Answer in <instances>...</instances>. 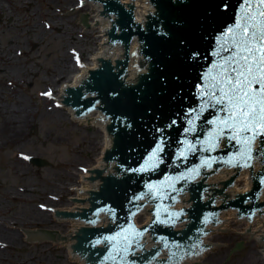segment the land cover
<instances>
[{
    "label": "water",
    "instance_id": "1",
    "mask_svg": "<svg viewBox=\"0 0 264 264\" xmlns=\"http://www.w3.org/2000/svg\"><path fill=\"white\" fill-rule=\"evenodd\" d=\"M73 2L76 6V0ZM104 2L116 11L109 14L103 8ZM152 2L156 7L154 14L150 0L91 1L92 17H88V25L89 29H95L98 44L92 46H98L101 56L94 58V67L82 72L75 87L61 88L59 94L54 96L55 100L61 102L58 111L66 109V120L101 126L105 147L97 159L98 167L88 168V172L82 173L76 182L81 183V190L70 189L72 198H67L69 209H56L54 214L48 212L49 217L70 223L72 232L53 231L54 241L49 242L37 235L38 230L18 229L24 243L42 241L56 248L57 243H61V248H67L66 260L81 264H102L98 259H103L105 255L106 259H112L118 251L110 248L111 245L106 246V237L115 236L119 240L121 234H125L131 239L133 232L125 233L124 230L130 226L129 221L135 212L139 194L152 185L151 191L156 200L153 210L155 219L150 228L160 239L157 243L149 236L140 240L142 243L137 244L138 249L134 247V255H121L122 261L118 264H197V260H202V251H214V245L218 244L202 241V237L229 232L228 226L240 228L242 234L244 226L237 223L240 220L236 207L250 210L251 207L261 206L262 213L264 212V190L259 199L260 205H242L246 199L255 198L264 181L263 176L253 186L250 180V175L255 174L260 169L259 166H255L252 172L222 169L204 174L200 171L196 177L200 179L193 183L191 193L184 195L181 198L183 202L179 205L188 211L192 222L181 234L179 231L185 225H179L175 231L168 226V221L180 215L179 212L168 209L175 200V184L191 181L196 175H189L192 169L198 170L201 165H210L215 158L226 163L230 157L238 156L240 145L226 137L224 151L211 156L205 154L206 150H201L208 149L207 136L214 127L208 121L219 115L213 109H206L194 121V131L185 132V129L189 127L191 110L201 107L198 85L202 83V74L216 59L211 54L217 46L216 37L227 25L232 24L240 0ZM223 5H227L226 10H223ZM87 8L76 11L78 18L88 12ZM147 15V29L143 30L140 27L145 26ZM117 16L119 20L116 19ZM78 18H72V23H79ZM112 21L120 24L115 31L117 35L113 32L115 27ZM83 23L86 24L85 17ZM81 29L86 28L81 26ZM163 32L168 35H160ZM177 35L185 37V47H176ZM132 36L139 37L143 43L141 50L150 61L148 73V64L139 53L136 39L129 46L121 43L114 45L111 42L114 39L128 43ZM193 50L200 55L190 61L188 56ZM95 91L102 99L103 111L117 123L103 122L101 110L84 118L75 116L79 111H75L72 105L84 109L91 107L93 100L83 101L81 97L89 98L91 92ZM114 136L116 148L111 151ZM258 139L264 141V137ZM185 141L192 144L194 150H186ZM157 145H160V151L149 165V157L156 151ZM182 151L186 159L180 156ZM107 158H116L121 167H126L134 175L115 179L116 170ZM205 160L209 163L204 164ZM31 161L39 167L46 165L45 161L38 158H32ZM244 163L245 161H240L238 165ZM246 163L249 164V161ZM203 187H206L204 198L201 197ZM246 192L249 193L242 195ZM102 207H108L110 212L116 213L117 220L120 224H125L126 228L92 229L93 227L85 226L83 222L73 218L84 211H99ZM216 208L221 211L215 220L217 224L206 225L210 212ZM204 212H207L206 222L201 217ZM161 214L164 215L160 216ZM142 220L143 224L148 223L151 221V214L144 212ZM256 222L259 225H254V230L257 231L253 233L254 240L263 248L261 251L264 254V215L256 217L254 223ZM100 224L105 226V221ZM86 229H91L87 231L90 237L86 235ZM39 235L41 236L40 233ZM100 239L105 240V248L91 246L92 242L97 243ZM121 242L122 247L127 243L124 240ZM176 244L178 245L175 246ZM242 247L241 242L237 243L233 252ZM163 248H168V252H163ZM157 250L161 253L154 256V251ZM147 251L151 253L147 254ZM198 252L200 254L196 255ZM170 254L174 261L166 263Z\"/></svg>",
    "mask_w": 264,
    "mask_h": 264
},
{
    "label": "rangeland",
    "instance_id": "2",
    "mask_svg": "<svg viewBox=\"0 0 264 264\" xmlns=\"http://www.w3.org/2000/svg\"><path fill=\"white\" fill-rule=\"evenodd\" d=\"M14 2L15 9L4 7L5 22L0 26V124L11 113L30 122L13 140L0 136V264H72L59 247L42 241L24 243L19 230L50 228V218L44 224H30L29 219L38 218L37 212L48 213L42 205L62 206L64 199L52 183L69 187L76 179L74 173L92 162L89 155L75 154L80 139H90L86 128L66 120V115L56 117L52 111L58 108L41 92L48 88L55 92L62 83L53 79L65 61L74 64L70 49L87 61L95 34L81 29V23H72V18H78L71 10L73 0ZM8 13L14 18L10 23ZM18 49L20 55L15 57ZM9 54L14 61L5 64ZM28 157L40 158L46 165L38 167ZM229 230L212 237V243L218 244L207 251L201 264H262L258 244L246 240L240 228L229 226ZM239 242L243 247L233 252Z\"/></svg>",
    "mask_w": 264,
    "mask_h": 264
},
{
    "label": "snow or ice",
    "instance_id": "3",
    "mask_svg": "<svg viewBox=\"0 0 264 264\" xmlns=\"http://www.w3.org/2000/svg\"><path fill=\"white\" fill-rule=\"evenodd\" d=\"M222 8L226 10L227 5ZM160 35L167 36L168 33ZM175 42L178 49L185 47L187 43L183 35H177ZM216 45L211 53L216 59L202 74V83L198 85L201 107L191 110L189 127L185 132L194 131V121L206 109H213L219 115L208 121L214 125L207 136L208 149L214 150L216 141L221 137L235 141L240 145L238 156L230 157L226 163L235 166L240 161H245L241 166L248 167L250 165L246 161L252 158L253 142L258 137H264V0H240L232 24L218 34ZM199 55L198 51L193 50L188 60H195ZM185 149L194 150L187 141ZM159 151L160 145H157L156 151L149 157V165ZM180 156L187 158L183 151ZM203 163L209 162L205 160ZM193 174H198V170L192 169L189 175ZM152 187L149 185V190ZM124 231L135 232L131 226ZM106 239L112 241L117 240V237ZM120 239L127 242L123 248L126 253L131 240L125 234H121ZM115 248L114 245V250ZM111 258L115 259L114 256Z\"/></svg>",
    "mask_w": 264,
    "mask_h": 264
},
{
    "label": "bare ground",
    "instance_id": "4",
    "mask_svg": "<svg viewBox=\"0 0 264 264\" xmlns=\"http://www.w3.org/2000/svg\"><path fill=\"white\" fill-rule=\"evenodd\" d=\"M74 10L76 9L74 8ZM59 25L63 27L62 24H59ZM87 31H90L91 33L95 34V41H96V44H98L95 29H90ZM87 52H89V50H87ZM88 55L89 56L87 58V61L84 62L83 66L79 68H76L74 64H73L74 65L73 67L71 63H69L68 61H65L67 64L65 63V66H63V68L60 69V72L57 73L53 79V82H56V83L62 82L55 90V93H54L55 95L59 94V91L61 88L75 87L82 72L94 67V58L101 56L98 46H95L93 50H91L88 53ZM7 60H12V57H8ZM60 111H58V109H54L52 112L54 115H56V117L61 116V118H63L66 115V109H63ZM29 122H30L29 118L27 119V117L24 115L23 116L15 115L12 113L10 115L8 114L5 117L4 122L0 124V136H4L5 138H7V140H13L18 135H20L21 132L23 133V130L26 128ZM73 122L78 126H84L86 128L88 136L90 137V139H88L87 142L85 138L84 140L80 139L81 142L78 145V148L80 151L75 154H79L82 156L89 155L92 158L91 159L92 162L86 168L98 167L97 159L105 147L101 126L81 123V122H75V121ZM74 176L76 177V179L74 181L73 180L70 181L71 184L69 187H67V184L65 183H60V184L52 183L51 188L54 187L57 190L58 194H60L61 198L64 199V203L62 204V206H59L56 209H69L67 198H72L70 189H80L81 190V183H76V182L82 176V173H74ZM58 194H56V196H58ZM69 195L71 196L67 197ZM34 214L37 215L38 218L36 219L30 218L29 219L30 224H33L35 222L44 224V223H47V220L50 218L51 219L50 222L52 223V226L48 229H50L51 231L72 232L70 223L68 222L51 218L49 217V214L46 212H42V213L37 212ZM214 235L204 236L202 237V241L212 242V237ZM57 247H59L60 249H63L66 254L67 248H61V243H57ZM259 248L263 249L261 246H259ZM207 254H208L207 251H202V260ZM261 258H262V264H264L263 251L261 253ZM202 260H197V264H200ZM67 261L72 264H81L80 262H75L71 260H67Z\"/></svg>",
    "mask_w": 264,
    "mask_h": 264
},
{
    "label": "flooded vegetation",
    "instance_id": "5",
    "mask_svg": "<svg viewBox=\"0 0 264 264\" xmlns=\"http://www.w3.org/2000/svg\"><path fill=\"white\" fill-rule=\"evenodd\" d=\"M16 3L14 2V0H0V26L2 27L4 25V22H5V19H4V7L7 6L8 8H12V9H15L16 7L14 6ZM9 14V13H8ZM14 21V18L10 16L9 14V17L7 18V23H10ZM15 53V57H17V55L20 54V50H16L14 51ZM9 57H12V60H7L5 59V64L9 63V62H12L14 61V58L11 54H9ZM1 71H5V69H1Z\"/></svg>",
    "mask_w": 264,
    "mask_h": 264
}]
</instances>
